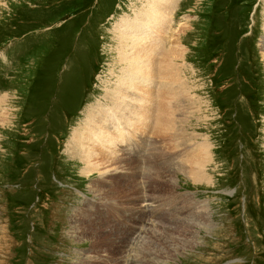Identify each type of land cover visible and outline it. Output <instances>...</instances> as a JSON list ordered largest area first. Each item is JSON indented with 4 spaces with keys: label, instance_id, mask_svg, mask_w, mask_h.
<instances>
[{
    "label": "rangeland",
    "instance_id": "1",
    "mask_svg": "<svg viewBox=\"0 0 264 264\" xmlns=\"http://www.w3.org/2000/svg\"><path fill=\"white\" fill-rule=\"evenodd\" d=\"M137 2L0 1V264H264V0H181L165 130L108 111L117 144L96 138L91 166L71 150L112 108L114 27Z\"/></svg>",
    "mask_w": 264,
    "mask_h": 264
},
{
    "label": "bare ground",
    "instance_id": "2",
    "mask_svg": "<svg viewBox=\"0 0 264 264\" xmlns=\"http://www.w3.org/2000/svg\"><path fill=\"white\" fill-rule=\"evenodd\" d=\"M180 4L181 0H138L132 9L131 15H128V18L121 17L115 25L114 33L115 38L118 40L115 47L116 64L120 68L119 74L115 75L116 79L113 87H106L104 96V99L108 98L109 101L113 102L112 108H104V101L102 100L103 102H98L97 106L88 110L87 116L91 115L92 118L87 124H84L82 130L76 129L70 145L73 153H82V151L76 150L74 147V144L77 145V143H74L76 141L81 147H87L86 150L82 149L83 153H85L83 160L88 163V166L97 165L93 162L98 154V149L93 143L96 138H99L103 144L110 142V147L107 146L109 149L116 143L115 140L108 138L105 131L107 123L103 116L108 114V111L111 117L118 115L120 118H124L123 123L125 126L132 124L131 119L128 118L129 116H133L135 120L144 124L154 121L157 132L160 131L161 126L164 129L163 122L169 120L167 113L169 115H171V112L175 114L174 111L176 110L173 109L176 108L174 107V98L176 99V96H178V90L181 87L178 60L183 57L185 52V46L180 41L181 34L178 37L173 35L176 29V26H174L175 14ZM179 92L183 93L181 90ZM102 114L105 115L101 116ZM99 118L101 120L98 121ZM165 122L167 123L168 121ZM118 123L116 122L114 133L116 132L115 134L118 138H122L123 145L130 144L131 138L121 130ZM166 125L168 123L164 126ZM77 133L78 135L76 136ZM86 134H88V137H86ZM82 138L84 141H82ZM105 151H108L107 148ZM195 151L197 156L192 161L191 166L203 167L205 158L209 155L208 146L198 145ZM137 154L141 155V153ZM106 158L109 159V162L111 161L110 158L115 162L118 160V156L116 157V154L112 151L107 153ZM91 169H97V166ZM191 177L195 182H202L205 179L202 171L194 172ZM201 215L203 216V213ZM209 222H212L210 216ZM170 233L172 232L168 234ZM163 250L165 249L163 248Z\"/></svg>",
    "mask_w": 264,
    "mask_h": 264
}]
</instances>
